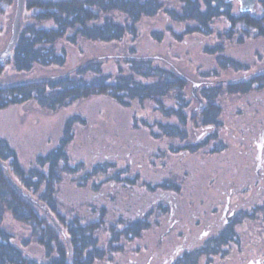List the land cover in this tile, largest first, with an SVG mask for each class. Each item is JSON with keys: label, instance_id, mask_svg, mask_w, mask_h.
Instances as JSON below:
<instances>
[{"label": "trees", "instance_id": "1", "mask_svg": "<svg viewBox=\"0 0 264 264\" xmlns=\"http://www.w3.org/2000/svg\"><path fill=\"white\" fill-rule=\"evenodd\" d=\"M7 7L14 9L15 0H0V10ZM22 18L12 56L0 60V76L30 77L0 80V110L32 102L53 111L103 97L132 114L120 144L113 131L101 135L81 114H71L27 168L0 136V264H223L240 235L237 226L252 220L246 233L255 230L264 203L241 208L219 234L191 239L204 225L202 206L212 204L216 213L224 190L245 177L254 156L263 125L264 61L257 52L253 60L239 59L230 48L264 38V0H256L254 11L227 0H24ZM155 18L166 23L148 37L156 46L169 42L166 54L136 48L139 25ZM190 40L211 59L203 70L174 52ZM80 42L127 47L57 74H35L63 68L65 45ZM146 104L150 114L138 115ZM79 130L80 145L93 153H74ZM110 149L120 155L109 156ZM6 214L27 233L9 232ZM31 245L40 256L30 253Z\"/></svg>", "mask_w": 264, "mask_h": 264}, {"label": "rangeland", "instance_id": "2", "mask_svg": "<svg viewBox=\"0 0 264 264\" xmlns=\"http://www.w3.org/2000/svg\"><path fill=\"white\" fill-rule=\"evenodd\" d=\"M16 3V0H15ZM239 4V3H238ZM14 9L4 8V11L0 13V49H2L11 33V21L14 15ZM21 21H26L23 18ZM166 21L163 19H144L142 24L139 25V34L136 39V48L141 52H152L166 54L167 43L163 45L156 46V43L148 37V33L151 30H160ZM9 29L7 33H4L6 27ZM20 27V29H21ZM197 41H188L185 46H178L175 48L174 52L177 54L182 53L187 62V66L192 65L195 67L198 63L201 69H205L204 64L211 61L209 57L199 54V47L196 44ZM80 45V46H79ZM66 46V64L63 68H47L38 70L35 74L45 75V74H57L61 71L68 69L69 67L80 62L82 59L89 56H110V54H117L126 51L127 44H106V43H92V42H80L78 45H65ZM184 52H189L186 56ZM261 55L264 61V38L258 37L255 39H249L242 45L232 44L230 48V53L239 58L247 61L253 60L254 57L257 58L255 53ZM254 56V57H253ZM192 58L189 63L188 58ZM202 69V70H203ZM237 74L230 75L231 78L237 77ZM30 76L27 74L17 75L11 73L10 75L0 76L1 79L5 80H20L28 79ZM198 80L193 79L192 82ZM191 82V83H192ZM190 83V89L192 87ZM197 91H199L197 89ZM150 105L146 104L144 109L138 113V115L150 114ZM139 111V110H138ZM73 113H79L86 120V126L90 129L100 130L99 133L103 135L105 131L107 134L115 135L116 142L118 144L125 143L124 139L121 137L125 135V127H128L130 122V116L132 110H126L117 105L114 101L103 97H93L89 99L82 100L77 105L56 109L53 111L45 110L37 106L34 103H26L19 106H9L3 110H0V136L6 138L15 148L18 153L19 159L25 168L31 167L33 164L34 157L37 154L43 153L48 147H50L57 139L60 134L61 126L63 121ZM115 131V132H114ZM84 131H78L76 133L72 149L76 156L85 155L88 153H93V149L85 151L83 146L80 144L84 136L82 133ZM124 145V144H123ZM104 153V152H102ZM106 153V152H105ZM104 153V154H105ZM114 149H110L108 154L120 155ZM102 154V155H104ZM3 226L12 234L17 237L25 235L27 233V228L22 223L14 220L9 214L5 215ZM200 231V229H199ZM198 231V233H199ZM240 235H244V230L239 227ZM247 234V233H246ZM29 251L34 256H40V249L36 245H31Z\"/></svg>", "mask_w": 264, "mask_h": 264}, {"label": "flooded vegetation", "instance_id": "3", "mask_svg": "<svg viewBox=\"0 0 264 264\" xmlns=\"http://www.w3.org/2000/svg\"><path fill=\"white\" fill-rule=\"evenodd\" d=\"M262 123L260 135L254 141V156L245 177L239 183H229L232 187L224 190V197L220 200L216 213L212 212V204L207 206L204 202L205 205L200 211V218L204 225L200 228L199 233L191 239V244L196 240L203 241L213 233L219 234L221 229L235 220L241 208L252 204V202L264 203V99ZM261 137L263 143L258 155L257 142ZM171 216L172 212L169 220ZM259 223L255 230L245 234L249 230L247 225L252 226L253 222L247 219L245 222H240L239 227L244 230V235L232 238V248L221 260L223 264H264V216ZM239 227L237 226V229ZM234 231L237 232L236 226H234Z\"/></svg>", "mask_w": 264, "mask_h": 264}, {"label": "water", "instance_id": "4", "mask_svg": "<svg viewBox=\"0 0 264 264\" xmlns=\"http://www.w3.org/2000/svg\"><path fill=\"white\" fill-rule=\"evenodd\" d=\"M227 1H237L239 3V9L241 11H254V5L256 2V0H227ZM23 2H24V0H16L15 12H14V16H13L12 23H11L10 37H9L6 45L2 49H0V60H3L5 58L9 59L12 56V48H13L16 40H17L19 31H20V27H21V21L20 20H21ZM197 88H198V83L192 82V87H191L192 95L197 99V103H198L197 107H201L203 102L197 95ZM201 135H202V133H200L198 135V137H200ZM262 143H263V138L261 137L260 140L257 142L258 155L261 152ZM2 166L5 168V170H7V167L4 164H2ZM12 183L25 196H28L26 193H24L22 191V188L19 187L15 181L12 180Z\"/></svg>", "mask_w": 264, "mask_h": 264}]
</instances>
